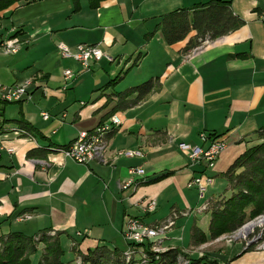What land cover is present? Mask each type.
I'll list each match as a JSON object with an SVG mask.
<instances>
[{
    "label": "crops",
    "instance_id": "1",
    "mask_svg": "<svg viewBox=\"0 0 264 264\" xmlns=\"http://www.w3.org/2000/svg\"><path fill=\"white\" fill-rule=\"evenodd\" d=\"M208 1L22 0L0 11V41L20 43L15 54L0 49V84L30 81L27 98L0 101V238L50 229L59 234L62 263L77 264L72 246L83 254L98 245L125 252L122 231L129 218L155 226L174 212V226L158 238L161 247L202 257L196 264H264V248L210 239V210L203 208L229 194L221 174L259 142L256 130L264 125V27L258 17L264 0H230L243 24L189 51L195 30L168 44L156 28L163 15ZM60 43L71 51L96 44L103 56L84 69L61 55ZM64 69L73 77L66 80ZM149 79L154 88L139 99L136 92L121 101L115 95ZM113 114L121 123L107 134L102 159L80 164L54 150ZM200 133L225 143L212 168L193 164L178 147L205 146ZM119 150L140 154L116 155ZM132 167L143 173L130 174ZM200 173L213 178L203 197L187 186ZM131 178L136 185L122 188ZM147 198L156 202L152 212L142 206ZM194 225L207 241L192 243ZM181 228L188 231L182 246L176 243ZM42 247L39 242L29 264H38Z\"/></svg>",
    "mask_w": 264,
    "mask_h": 264
},
{
    "label": "trees",
    "instance_id": "2",
    "mask_svg": "<svg viewBox=\"0 0 264 264\" xmlns=\"http://www.w3.org/2000/svg\"><path fill=\"white\" fill-rule=\"evenodd\" d=\"M18 1L22 0H0V11ZM242 24L243 20L232 13L230 0H209L206 3L194 4L191 9L181 8L163 15L156 28H160L168 44L183 39L190 30H195L194 44L185 49L189 51L201 45L206 39L211 40L231 32ZM118 78L109 81L108 85L115 83ZM153 88L154 82L149 79L128 89L127 92L115 95L121 101L136 92L139 99ZM125 103L131 104L133 101ZM17 122L19 126L29 129L22 120ZM256 135L259 142L248 147L221 174L228 183V188L224 191L229 192L228 196H220L207 205L210 210L208 228L210 239L232 233L247 221L264 213V125L256 130ZM209 138L217 137L211 134ZM35 151L31 150L27 155L31 157ZM191 239L194 245L207 241L206 235L195 225L191 229ZM39 242H42L44 247L38 264H63L59 234L50 229L41 230L33 236L11 232L1 237L0 264H29V256L36 251ZM72 247L77 255V264H129L125 262L123 252L111 250L106 245H98L85 254L76 250L75 246ZM181 254L177 248L166 249L158 254L156 264H172ZM201 259L203 258L191 259V264H196Z\"/></svg>",
    "mask_w": 264,
    "mask_h": 264
},
{
    "label": "built area",
    "instance_id": "3",
    "mask_svg": "<svg viewBox=\"0 0 264 264\" xmlns=\"http://www.w3.org/2000/svg\"><path fill=\"white\" fill-rule=\"evenodd\" d=\"M258 17L264 27V5L260 9ZM206 40L204 42H206ZM58 48L62 56L73 58L84 69L89 68L91 59L99 60L103 56L102 50L96 44H78L75 47V50L71 51L65 44L60 43ZM196 48L197 47L194 49ZM0 49L7 54H15L20 49V43L15 38H7L0 41ZM63 76L66 80L72 78V70L64 69ZM29 84L30 81L4 86L0 84V101L18 102L27 98V87ZM41 116L43 119L48 118L46 112H42ZM120 123L121 121L119 117L113 114L109 117L107 122H102L89 132H81L70 144L56 148L55 150L62 152L65 157L80 164H87L91 160L102 159L107 145V134L114 128V126H117ZM15 129L19 134L32 137L31 133L22 127L17 126ZM200 139L206 143L205 146H196L186 142H179L178 147L187 152L188 158L193 164H202L205 168H212L218 155L225 147V143L218 138L210 139L209 136L204 133H200ZM2 149L3 148L0 147V153ZM6 151L8 153H13V148L8 147L6 148ZM139 154L140 152L138 150H119L116 152V155L124 156H134ZM129 173L132 175L142 174L143 169L132 167L129 169ZM212 179L211 176L200 173L194 175L188 181L187 186L195 187L199 196L203 197V194L207 186L212 182ZM132 185H136V182L131 178L124 182L122 188ZM142 206L146 212H152L156 207V202L153 198H147L142 201ZM206 207L207 204L203 206L204 209ZM177 217V213L171 212L161 224L155 226L145 224L140 219L129 218L122 231V236L128 245L127 250L123 252L125 255V262L129 264H156V261L159 258L158 254L164 251V249L158 244V238H160L164 231L174 226ZM250 225H252V227L249 229L252 230L253 228L255 230V227H258L256 228L255 238L262 236V230L264 228V213L255 217L251 223H248L247 227ZM245 228L246 227H243V229ZM245 231L242 230L241 232L240 230L241 233H245ZM239 235L240 233L238 231H234L232 238H234V240L239 239ZM137 253L138 256H136ZM172 264H191V258L185 253H182Z\"/></svg>",
    "mask_w": 264,
    "mask_h": 264
},
{
    "label": "rangeland",
    "instance_id": "4",
    "mask_svg": "<svg viewBox=\"0 0 264 264\" xmlns=\"http://www.w3.org/2000/svg\"><path fill=\"white\" fill-rule=\"evenodd\" d=\"M226 195H228V193H226ZM225 195V196H226ZM219 198V197H218ZM253 221V219H251V220H249V221H247L246 223H244L243 225H242V227L239 229V230H237L239 233H240V237H239V239H235L234 240V238H232V235L234 234V232L233 233H225V234H222V235H220L219 237H217L216 238V240H227V241H229V242H235V241H239V242H241L242 241V243L244 244V246H245V248L246 249H249V248H251V247H257V248H264V228H263V230H262V236H260V237H257V238H255L254 236H256V234H255V232H256V228H258V227H255V230H254V228H253V230H254V232L252 233V229H249L250 228V226H248V230L245 228V229H243V227H247V225H248V223H251ZM182 229L183 228H181V229H177V232H176V236L178 237L177 239V245H184V242L185 241H187V239H188V231H187V229L186 230H183L182 231ZM240 230H241V232H242V230H246L245 231V233H241L240 232ZM182 231V232H181ZM237 231H235V232H237ZM181 239H180V238ZM183 239V241H181ZM255 240H257L256 242H253V241H255ZM181 241V242H180ZM162 249H164V250H166V249H168V248H163V247H161ZM204 251V250H203ZM38 250H36L34 253H32L31 255H37L38 254ZM187 256H188V254H186ZM202 255V254H201ZM203 256V255H202ZM188 257H190V256H188ZM191 258V257H190ZM66 259V258H65ZM64 259V260H65Z\"/></svg>",
    "mask_w": 264,
    "mask_h": 264
},
{
    "label": "bare ground",
    "instance_id": "5",
    "mask_svg": "<svg viewBox=\"0 0 264 264\" xmlns=\"http://www.w3.org/2000/svg\"><path fill=\"white\" fill-rule=\"evenodd\" d=\"M250 227H252V225H250ZM246 229H248V227H246Z\"/></svg>",
    "mask_w": 264,
    "mask_h": 264
},
{
    "label": "water",
    "instance_id": "6",
    "mask_svg": "<svg viewBox=\"0 0 264 264\" xmlns=\"http://www.w3.org/2000/svg\"><path fill=\"white\" fill-rule=\"evenodd\" d=\"M257 240L253 241V242H256Z\"/></svg>",
    "mask_w": 264,
    "mask_h": 264
}]
</instances>
